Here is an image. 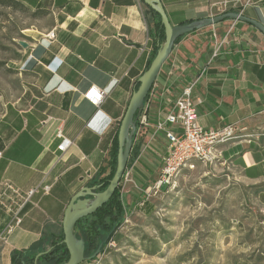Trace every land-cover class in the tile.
<instances>
[{
	"label": "crops",
	"instance_id": "0c3cea01",
	"mask_svg": "<svg viewBox=\"0 0 264 264\" xmlns=\"http://www.w3.org/2000/svg\"><path fill=\"white\" fill-rule=\"evenodd\" d=\"M160 2L171 25L218 15L223 4L264 25V0ZM47 5L51 28L33 37L29 47L32 78L0 118V193L6 182L21 191L41 180L52 188L25 204L22 222L11 233L4 231L10 216L0 207V264H11L13 251L41 247L62 227L71 196L110 159L131 94L163 44L157 17L142 0H48ZM50 31L53 40L46 38ZM190 84L200 125L218 129L237 123L253 134L221 150L230 170L258 189L264 206V35L246 22L226 19L175 41L146 97L149 125L135 132L127 168L136 167L144 187L154 181L159 170L146 176L138 164L162 152L164 158L167 140L155 122ZM91 86L104 93L98 107L82 96ZM46 115L60 120L73 142L59 161L55 124L40 125Z\"/></svg>",
	"mask_w": 264,
	"mask_h": 264
},
{
	"label": "rangeland",
	"instance_id": "374dc122",
	"mask_svg": "<svg viewBox=\"0 0 264 264\" xmlns=\"http://www.w3.org/2000/svg\"><path fill=\"white\" fill-rule=\"evenodd\" d=\"M19 1L24 6H0V118L32 78L27 59L33 37L52 25L48 0L38 6ZM154 155L147 156L146 165L138 164L146 176L161 167L163 152ZM108 159L102 166L106 172ZM128 169L131 178L118 186L122 221L111 231H100L99 252L80 264H264V206L258 189L234 174L227 160L183 168L143 206L137 202L149 186H142L136 167ZM123 198L131 199L129 205ZM93 253L85 251V256Z\"/></svg>",
	"mask_w": 264,
	"mask_h": 264
},
{
	"label": "built area",
	"instance_id": "2783aa9c",
	"mask_svg": "<svg viewBox=\"0 0 264 264\" xmlns=\"http://www.w3.org/2000/svg\"><path fill=\"white\" fill-rule=\"evenodd\" d=\"M225 6L226 4H223L220 7L221 13L226 11ZM46 38L53 40L55 38L54 32H48ZM191 88V84L184 87L170 111L155 122V130L162 131L167 140L166 154L156 178L144 190L143 199L137 202L139 206H143L153 193H158L163 187L171 185L183 168L192 169L195 162L209 166L215 163L224 164L226 160L221 150L224 144L242 137L253 136V134L246 133V128L237 123H229L218 129L200 125L196 116V104L191 99ZM103 94V91L91 86L82 96L89 104L98 107L103 100ZM149 110V101L145 98L136 114L135 132L149 125ZM52 124H55L54 138L58 140L56 153L57 161H59L73 142L64 135L63 124L60 120L51 115H46L40 121L41 126ZM130 175L131 172L126 166L121 179L129 180ZM51 188V184L44 183L43 180L26 191L19 190L9 182L4 183L0 193V207L10 216L4 230L5 233H11L16 226L20 225L22 222L21 211L25 204L32 203V198L37 194H49Z\"/></svg>",
	"mask_w": 264,
	"mask_h": 264
},
{
	"label": "water",
	"instance_id": "95a60500",
	"mask_svg": "<svg viewBox=\"0 0 264 264\" xmlns=\"http://www.w3.org/2000/svg\"><path fill=\"white\" fill-rule=\"evenodd\" d=\"M142 1L157 11L160 15L161 22L165 28L166 39L158 49L149 67L138 79V86L137 88H134L124 115L120 120L117 133L118 148L116 155V168L107 187L102 191H97V186L86 185L81 187L71 196L64 209L61 226L64 236L63 242L66 245L69 257L67 261L62 264H80L86 259L93 258L99 252L102 243L98 245L92 255L85 256V242L80 236L78 230H74L73 227L78 220L87 217L105 204L118 188L132 149L133 136L136 130L137 111L142 106L143 101L148 95L162 64L168 58L175 41L187 33L202 29L226 19L249 23L256 27L264 35V25L259 21L242 15L241 12L227 11L212 17L203 18L199 21L171 25L160 0ZM19 44L23 48H26L28 45L24 41H19ZM42 253L44 252L37 253L33 264H37V259Z\"/></svg>",
	"mask_w": 264,
	"mask_h": 264
},
{
	"label": "trees",
	"instance_id": "16d2710c",
	"mask_svg": "<svg viewBox=\"0 0 264 264\" xmlns=\"http://www.w3.org/2000/svg\"><path fill=\"white\" fill-rule=\"evenodd\" d=\"M0 6L16 7L24 6L19 0H0ZM151 8V7H150ZM152 9V8H151ZM157 17L156 29L158 31V39L160 43H164L166 39L165 28L161 22L160 15L157 11L152 9ZM227 12V10L225 11ZM191 21H186L188 23ZM157 52V50H156ZM155 56H151V61ZM150 61V63H151ZM138 83L136 85V88ZM118 133V131H117ZM117 133L114 136L113 144L110 153V159L108 161V170L106 172L105 167H100L98 172L99 176L93 179L88 186H97L99 191L104 190L109 180L112 178L116 168V155H117ZM104 172H106L104 174ZM104 174V175H103ZM123 218V203L121 201V194L118 188L114 191L110 199L99 207L95 212L88 215L87 217L78 220L73 229L78 230L80 236L85 242V251L94 252L100 244L99 233L101 230L111 231L115 228ZM62 227L59 231L50 232L48 235V246L45 249L35 250L34 246L29 247L23 251H13L11 254V264H33L35 256L39 252L42 253L38 259L37 264H62L67 261L69 254L65 243L63 242ZM110 238V237H108ZM107 238V239H108ZM33 252V253H31Z\"/></svg>",
	"mask_w": 264,
	"mask_h": 264
},
{
	"label": "flooded vegetation",
	"instance_id": "af4514ba",
	"mask_svg": "<svg viewBox=\"0 0 264 264\" xmlns=\"http://www.w3.org/2000/svg\"><path fill=\"white\" fill-rule=\"evenodd\" d=\"M97 191H99V189Z\"/></svg>",
	"mask_w": 264,
	"mask_h": 264
}]
</instances>
